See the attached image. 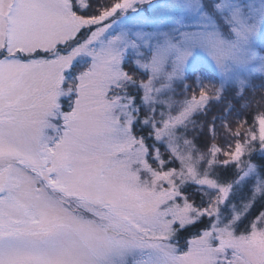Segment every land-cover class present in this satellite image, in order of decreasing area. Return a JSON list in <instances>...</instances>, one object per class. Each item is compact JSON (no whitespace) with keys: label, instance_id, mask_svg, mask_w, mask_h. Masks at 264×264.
<instances>
[{"label":"snow or ice","instance_id":"snow-or-ice-1","mask_svg":"<svg viewBox=\"0 0 264 264\" xmlns=\"http://www.w3.org/2000/svg\"><path fill=\"white\" fill-rule=\"evenodd\" d=\"M0 264H264V0H0Z\"/></svg>","mask_w":264,"mask_h":264},{"label":"rangeland","instance_id":"rangeland-1","mask_svg":"<svg viewBox=\"0 0 264 264\" xmlns=\"http://www.w3.org/2000/svg\"><path fill=\"white\" fill-rule=\"evenodd\" d=\"M259 95V94H258Z\"/></svg>","mask_w":264,"mask_h":264}]
</instances>
